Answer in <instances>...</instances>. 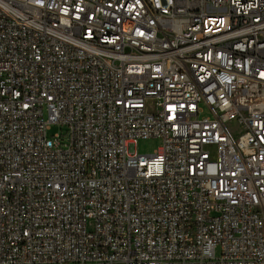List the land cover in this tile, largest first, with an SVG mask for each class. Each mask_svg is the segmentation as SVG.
I'll return each instance as SVG.
<instances>
[{
  "label": "built area",
  "instance_id": "obj_1",
  "mask_svg": "<svg viewBox=\"0 0 264 264\" xmlns=\"http://www.w3.org/2000/svg\"><path fill=\"white\" fill-rule=\"evenodd\" d=\"M0 264H264V0H0Z\"/></svg>",
  "mask_w": 264,
  "mask_h": 264
},
{
  "label": "rangeland",
  "instance_id": "obj_2",
  "mask_svg": "<svg viewBox=\"0 0 264 264\" xmlns=\"http://www.w3.org/2000/svg\"><path fill=\"white\" fill-rule=\"evenodd\" d=\"M63 130V126L60 124H53L51 129L48 131L49 135H53L56 132H60ZM162 141L160 138H147V139H140L137 143V151L140 153H152L157 150Z\"/></svg>",
  "mask_w": 264,
  "mask_h": 264
}]
</instances>
